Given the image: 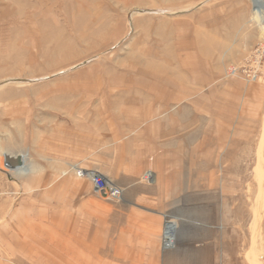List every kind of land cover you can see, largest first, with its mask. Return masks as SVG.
Returning a JSON list of instances; mask_svg holds the SVG:
<instances>
[{
    "label": "rangeland",
    "instance_id": "obj_1",
    "mask_svg": "<svg viewBox=\"0 0 264 264\" xmlns=\"http://www.w3.org/2000/svg\"><path fill=\"white\" fill-rule=\"evenodd\" d=\"M256 54L250 81L242 68ZM63 126L94 149L116 139L109 157L78 156L59 173L87 239L101 212L120 214L110 225L139 213L162 225L160 248L172 225L171 251L189 263L197 248L206 264H264V0H0V225L21 221L12 160L36 170ZM71 167L95 168L123 201ZM27 195L35 223L37 187ZM29 232L44 246L26 264H101L83 247L60 255L53 230Z\"/></svg>",
    "mask_w": 264,
    "mask_h": 264
},
{
    "label": "crops",
    "instance_id": "obj_2",
    "mask_svg": "<svg viewBox=\"0 0 264 264\" xmlns=\"http://www.w3.org/2000/svg\"><path fill=\"white\" fill-rule=\"evenodd\" d=\"M81 124L80 127L83 128L85 124ZM114 139L115 137L111 139L100 137L98 141L101 145L94 149L86 147V144L91 145V140L85 136V130L77 132L71 126H68V129L63 126V130L60 129V131L53 129L52 137L43 141L44 148L38 151L44 160L43 164L38 163L40 166L36 170H30V167L16 170V174H19L17 181L21 186L20 195H18L20 206L14 209L12 214L16 213V218H20L21 221L6 222L0 225V264H10L11 258L26 264L23 260L27 259L30 254L43 252V240L39 241L30 237L29 230L38 229L54 231V239L58 240L55 245L58 247L56 252L60 255L70 254L73 251L71 248H76L75 246L83 247L90 254L99 252L101 264H206L204 253L197 248L190 253L192 257L190 263L182 259L183 253L177 255V251L163 252L159 242L162 225L140 224L139 218L141 221L148 218L139 213L134 214L137 219V222H131L134 225H130L128 221L120 222V225H110V221L113 222L120 214L115 213L112 216L101 212L100 224L95 229L99 231V236H94L92 240L87 239L88 226L83 223L77 225L78 215L74 210L75 206L69 200L78 193L71 189H63L64 185L70 183L68 180L61 181L59 173L62 167L70 165L72 160L78 156L109 157L111 151H116L115 143L110 142H115L116 139ZM19 155L17 154L16 157ZM26 163L29 165L28 162ZM91 170L108 179L95 168ZM0 174L8 175L1 170ZM45 181L51 183L47 190L44 189ZM88 181L91 183L90 180ZM30 186L37 187V206L32 208L36 214V218L32 214L36 219L35 223L32 221L33 218H30L28 208L27 191ZM86 192L80 194H85L86 197L91 196V191ZM18 196L15 195V197ZM93 200L99 204L98 199L89 198L90 203L94 202ZM217 263L218 259L213 258L212 264Z\"/></svg>",
    "mask_w": 264,
    "mask_h": 264
},
{
    "label": "built area",
    "instance_id": "obj_3",
    "mask_svg": "<svg viewBox=\"0 0 264 264\" xmlns=\"http://www.w3.org/2000/svg\"><path fill=\"white\" fill-rule=\"evenodd\" d=\"M262 57L263 55L256 54V56L254 57V61L251 62L252 66L242 68V73L243 75H245L247 80L255 81L256 79H258V71L261 66L260 63L262 61ZM70 171L73 172V174L78 178H85L90 180L96 194H98L99 197L109 199L117 203L123 201V190L112 181L103 177L98 172L94 170H82L76 167H71ZM144 179L149 181L151 179V175L147 173L144 176ZM174 247L175 241L166 239V225H164L161 237V250L163 252L171 251L174 249Z\"/></svg>",
    "mask_w": 264,
    "mask_h": 264
},
{
    "label": "bare ground",
    "instance_id": "obj_4",
    "mask_svg": "<svg viewBox=\"0 0 264 264\" xmlns=\"http://www.w3.org/2000/svg\"><path fill=\"white\" fill-rule=\"evenodd\" d=\"M14 167H15V166H14ZM17 167H19L18 169H25V168H24V164L22 163V161H21L20 165L17 166ZM26 168H27V166H26ZM18 169H16V170L18 171ZM17 171H16V172H17ZM3 172H4V171H3ZM166 239H168V240H173V241H174V228H173L172 225H170V226H166Z\"/></svg>",
    "mask_w": 264,
    "mask_h": 264
},
{
    "label": "water",
    "instance_id": "obj_5",
    "mask_svg": "<svg viewBox=\"0 0 264 264\" xmlns=\"http://www.w3.org/2000/svg\"><path fill=\"white\" fill-rule=\"evenodd\" d=\"M20 163H21V158L18 156L12 160V167H14V166L17 167L20 165Z\"/></svg>",
    "mask_w": 264,
    "mask_h": 264
}]
</instances>
